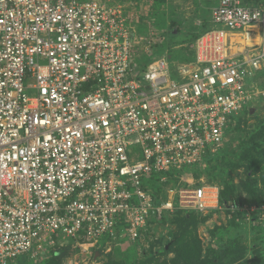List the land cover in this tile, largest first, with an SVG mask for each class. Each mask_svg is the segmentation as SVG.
<instances>
[{
    "label": "built area",
    "instance_id": "1",
    "mask_svg": "<svg viewBox=\"0 0 264 264\" xmlns=\"http://www.w3.org/2000/svg\"><path fill=\"white\" fill-rule=\"evenodd\" d=\"M213 1L214 29L172 71L165 55L137 62L143 38L102 0H0V264L43 255L59 236L136 245L165 214L220 205L192 172L250 100L264 48L229 53L228 36L264 41V4ZM158 173L171 184L154 193L143 181Z\"/></svg>",
    "mask_w": 264,
    "mask_h": 264
},
{
    "label": "rangeland",
    "instance_id": "2",
    "mask_svg": "<svg viewBox=\"0 0 264 264\" xmlns=\"http://www.w3.org/2000/svg\"><path fill=\"white\" fill-rule=\"evenodd\" d=\"M102 1L119 8L131 31L143 38L137 62L157 59L160 51L172 71L193 63L195 33L217 5L213 0ZM239 1L248 5L264 3ZM176 22L182 23L180 34L172 28ZM259 34L254 30L246 37L245 33L228 36L229 53L260 54L264 41ZM164 37L173 38L164 42ZM149 41L155 44L148 48ZM254 73L251 97L237 116L238 125H231L235 128L231 133V127L226 130V141L217 155L206 158V162H212L218 156L209 168L208 182L204 181L233 201L227 204L228 212L225 206L218 205L215 211L204 213L165 214L163 221L146 231L136 245L119 240L105 245L103 237L101 246H80L75 240L59 236L53 248L22 264H264V61ZM33 84L34 79L28 78L26 85ZM26 94L34 96L35 91L27 90ZM132 148L136 151V147ZM163 176L168 174H153L143 185L154 193L166 189L160 181ZM193 182L197 184L195 179Z\"/></svg>",
    "mask_w": 264,
    "mask_h": 264
},
{
    "label": "trees",
    "instance_id": "3",
    "mask_svg": "<svg viewBox=\"0 0 264 264\" xmlns=\"http://www.w3.org/2000/svg\"><path fill=\"white\" fill-rule=\"evenodd\" d=\"M263 4H264V3H263ZM242 5L247 6V7H255V6H258V5H248V4H243V3H242ZM181 26H182V23H180V22H176V23H173V24H172V28L178 30V34H180V33H179V28H180ZM200 26H201V27H199V28H200V31H199L198 33H195V34H196V37H195V41H194V43L196 42V40H197L201 35H203L204 33H206V32H208V31L214 29V28H213V25H212V23H211V15H210V18H209V19H204ZM176 35H177V34H176ZM171 38H173V37H170L169 39H166V38L164 37L163 39H164V42H167V41H170ZM158 50H159V47H158ZM157 53H159V56H160V51H157ZM193 56H194V51H193ZM192 60H193V58H192ZM239 120H240V118L235 119V125H234V127L238 125ZM234 127H231V128H230V130H229L230 133L232 132L233 129L236 128V127H235V128H234ZM216 155H217V154H216ZM218 155H219V154H218ZM217 157H218V156H216V158L214 159V161L217 159ZM214 161H212V162H207V166H206L205 169L198 170V171H193V172H192L193 179L196 180L197 185L199 184L198 181H199L200 178H203L206 182H208V181H207V174L209 173V171H210L209 168H210V166L212 165V163H213ZM173 182L176 183V180H174ZM170 184H171L170 182L163 183L164 186H168V185H170ZM219 200H220V201H219V202H220V205H221L222 207L226 206V205L231 201V200L228 201L227 199H225V198L222 196L221 193H219ZM231 202H233V201H231ZM252 203L256 204V203H258V202H252ZM179 212H180V211L176 212L175 214H173V216L176 215V214H178ZM227 212H228V211H227ZM68 240H69V239H68ZM70 241H74V240H70ZM28 260H29V258H26V257H25L23 260H20V261H19V264H22L23 262L28 261Z\"/></svg>",
    "mask_w": 264,
    "mask_h": 264
},
{
    "label": "bare ground",
    "instance_id": "4",
    "mask_svg": "<svg viewBox=\"0 0 264 264\" xmlns=\"http://www.w3.org/2000/svg\"><path fill=\"white\" fill-rule=\"evenodd\" d=\"M248 42V41H247Z\"/></svg>",
    "mask_w": 264,
    "mask_h": 264
}]
</instances>
